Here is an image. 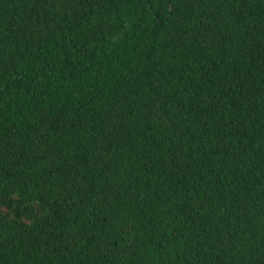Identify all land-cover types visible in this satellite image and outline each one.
<instances>
[{"label":"trees","instance_id":"obj_1","mask_svg":"<svg viewBox=\"0 0 264 264\" xmlns=\"http://www.w3.org/2000/svg\"><path fill=\"white\" fill-rule=\"evenodd\" d=\"M0 264H264V0H0Z\"/></svg>","mask_w":264,"mask_h":264}]
</instances>
